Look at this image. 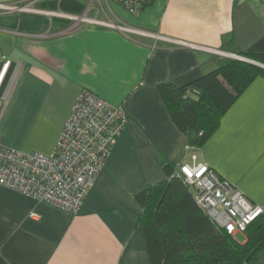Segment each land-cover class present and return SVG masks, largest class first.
<instances>
[{"label":"crops","instance_id":"0c3cea01","mask_svg":"<svg viewBox=\"0 0 264 264\" xmlns=\"http://www.w3.org/2000/svg\"><path fill=\"white\" fill-rule=\"evenodd\" d=\"M24 1L0 0L3 143L52 152L82 89L122 105L129 121L77 214L0 184V264H149L136 196L167 180L164 163L191 164L192 154L264 209V76L239 94L199 147L189 145L160 91L163 83L200 78L264 37V0H153L138 14L116 0L10 8ZM66 1L81 12L62 11ZM48 10L116 15L156 36L97 24L68 29L71 21Z\"/></svg>","mask_w":264,"mask_h":264},{"label":"built area","instance_id":"2783aa9c","mask_svg":"<svg viewBox=\"0 0 264 264\" xmlns=\"http://www.w3.org/2000/svg\"><path fill=\"white\" fill-rule=\"evenodd\" d=\"M116 1L131 13L138 14L149 0ZM58 15L73 19V28L97 24L123 33L156 36L125 24L116 15L106 19L91 18L86 14ZM228 56L247 59L238 54ZM128 121L122 105H113L93 91L82 89L52 152H24L0 139V184L28 194L38 202L77 214ZM191 157L192 163L180 164L177 174L190 187L197 204L230 235L245 233L247 227L264 213L263 207L207 163L199 162L196 154Z\"/></svg>","mask_w":264,"mask_h":264},{"label":"trees","instance_id":"16d2710c","mask_svg":"<svg viewBox=\"0 0 264 264\" xmlns=\"http://www.w3.org/2000/svg\"><path fill=\"white\" fill-rule=\"evenodd\" d=\"M66 2H61L62 11L81 12L83 7L78 3ZM241 55L264 65V37ZM257 76H264V67L225 57L200 78L183 86L163 83L160 91L189 145L199 147L217 130L223 114ZM178 167L174 162L164 163L167 180L136 196L142 206L139 222L149 264H264V213L247 227L246 240L239 242L200 208L190 187L177 174Z\"/></svg>","mask_w":264,"mask_h":264},{"label":"rangeland","instance_id":"374dc122","mask_svg":"<svg viewBox=\"0 0 264 264\" xmlns=\"http://www.w3.org/2000/svg\"><path fill=\"white\" fill-rule=\"evenodd\" d=\"M43 1L44 0H28V1H24L22 4H19V6H18V8L16 9V12H18V11H20V12H40V10L41 9H43L42 8V4L41 3H43ZM2 8H4L3 6H0V9H2ZM11 8V7H10ZM21 8H22V10H21ZM9 9V8H8ZM44 10V9H43ZM46 12V11H45ZM48 12H52V14H50V15H56V14H53V12H56V13H58V14H60V13H63L62 11H59V10H55V11H53V10H48ZM57 14V15H58ZM24 15V14H23ZM59 16V15H58ZM24 17H27V14L26 15H24ZM64 18V17H63ZM69 20H71L72 22L70 23V25H69V27L70 28H73L74 26H75V21L73 20V19H70L69 18ZM79 24H81V23H79ZM234 59H236V58H234ZM248 59V58H247ZM237 60H242V59H237ZM250 60V59H249ZM243 61H247V60H245V59H243ZM249 62V61H248ZM245 237H246V233H244V232H242V233H238L237 235H236V239L239 241V242H243L244 241V239H245Z\"/></svg>","mask_w":264,"mask_h":264},{"label":"water","instance_id":"95a60500","mask_svg":"<svg viewBox=\"0 0 264 264\" xmlns=\"http://www.w3.org/2000/svg\"><path fill=\"white\" fill-rule=\"evenodd\" d=\"M246 60L249 61V62H252V63H254V64H257V65H260V66L264 67V65L261 64V63H258V62H255V61H253V60H249V59H246Z\"/></svg>","mask_w":264,"mask_h":264}]
</instances>
